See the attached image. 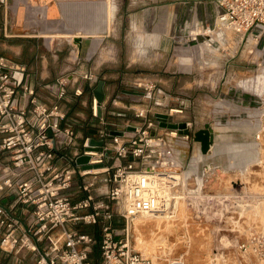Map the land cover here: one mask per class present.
I'll use <instances>...</instances> for the list:
<instances>
[{
	"label": "built area",
	"instance_id": "2783aa9c",
	"mask_svg": "<svg viewBox=\"0 0 264 264\" xmlns=\"http://www.w3.org/2000/svg\"><path fill=\"white\" fill-rule=\"evenodd\" d=\"M216 4L215 28L242 34L264 29V0ZM0 8L7 17L8 0H0ZM104 79L72 70L43 82V98L27 66L0 55V264H90L97 240L78 224L99 225L96 264H152L131 245L134 220L166 209L157 185L180 159L191 123L173 119L182 109L168 108L163 91L142 78L98 100L95 88ZM131 98L137 103L124 102ZM79 105L87 116L74 110ZM182 122L186 133L167 126ZM80 156L87 162L77 163ZM256 239V264H264V237ZM23 248L32 262L21 255Z\"/></svg>",
	"mask_w": 264,
	"mask_h": 264
},
{
	"label": "rangeland",
	"instance_id": "374dc122",
	"mask_svg": "<svg viewBox=\"0 0 264 264\" xmlns=\"http://www.w3.org/2000/svg\"><path fill=\"white\" fill-rule=\"evenodd\" d=\"M114 2V18L97 51L86 59L85 68L105 76L108 84L115 83L114 93L128 87V80H149L163 91L168 108L182 109L172 118L190 122L191 134L178 162L183 170L195 162L194 176L199 175L203 183V190L190 191L183 178L172 190L166 216L154 228L137 218L131 245L139 252L144 251L140 244L149 245L148 252L158 249L166 259L170 256L184 264L176 258L178 251L173 248L172 255L168 254L165 239L157 237L158 231L178 232L198 264H245L246 250L250 251L247 243L257 238L255 233L264 235V29L242 34L215 28L216 0ZM132 20L137 24L134 28L130 27ZM100 51L103 61L97 62ZM81 62L74 59V70H80ZM124 102L137 103L135 98ZM106 106L113 109L110 101ZM74 110L87 116L85 107ZM154 110L165 112L166 107ZM206 125L212 130L213 142L202 154L193 133ZM1 158L0 154V183L5 174ZM185 221L199 223L205 244L187 236V226H182ZM176 222L181 224L178 229ZM115 223L122 227L120 218ZM76 228L97 240L89 257L90 264H96L99 225L78 224ZM239 238L246 242L240 244ZM21 252L26 262L34 260L27 249Z\"/></svg>",
	"mask_w": 264,
	"mask_h": 264
},
{
	"label": "crops",
	"instance_id": "0c3cea01",
	"mask_svg": "<svg viewBox=\"0 0 264 264\" xmlns=\"http://www.w3.org/2000/svg\"><path fill=\"white\" fill-rule=\"evenodd\" d=\"M152 3L153 0H145ZM7 17L0 8V55L27 66L29 81L41 97L43 82L74 70L76 58L80 70L86 59L97 51L114 18V0H8ZM132 2V1H131ZM135 2V1H133ZM132 2V3H133ZM218 12V9H217ZM216 12V14H217ZM137 24L132 20L131 28ZM145 26H148L145 23ZM79 38V42L73 40ZM74 42L76 45L74 46ZM100 51L97 62L103 61ZM78 64V63H77ZM84 66V68H83ZM90 71H96L89 68ZM115 83L103 80L102 93L110 95ZM84 100V99H82ZM196 163L191 162L183 177H194Z\"/></svg>",
	"mask_w": 264,
	"mask_h": 264
},
{
	"label": "bare ground",
	"instance_id": "6f19581e",
	"mask_svg": "<svg viewBox=\"0 0 264 264\" xmlns=\"http://www.w3.org/2000/svg\"><path fill=\"white\" fill-rule=\"evenodd\" d=\"M77 37V36H76ZM73 45L75 46L76 44L74 42H72ZM75 59V58H73ZM173 112H178V111H175L173 110ZM212 131V130H211ZM211 147V146H210ZM179 159L176 160V163L175 165H173L172 167L168 168V172L170 173V176H166V177H161V181L160 183L157 185V189L159 191V193L161 194V196L164 197V199L166 200V204H167V207L164 211H161V212H154V213H144V214H141L139 216H137L134 220V230L136 229L137 227V221H142L146 226H150L152 228H154L155 226V223L160 221V217H165L166 214H164L168 208H169V205H170V202L172 200V190L173 188L177 189L175 186L178 185V183L180 181L183 180V178H186V180H188L189 182V189L190 191L191 190H197V189H201L203 190V183H199L200 181H196V179L194 177H183L182 174H184V170L182 169V165L178 162ZM222 176H224L222 173L220 174ZM219 175V176H220ZM222 178V177H221ZM178 181V182H177ZM221 188V187H220ZM181 189V188H180ZM189 191V192H190ZM163 214V215H162ZM140 217V219L137 220V218ZM200 219V218H199ZM187 220V219H185ZM190 220V219H189ZM194 220V219H192ZM176 221V220H175ZM199 221V220H198ZM174 222V221H173ZM172 222V224H173ZM179 222V221H178ZM177 223V222H176ZM175 223V225H176ZM183 223V222H182ZM204 222L201 223V225H203ZM206 223V222H205ZM180 223H177V225L175 226V229H178L181 227V224L179 225ZM144 225V226H145ZM185 225L187 226V231H188V235L190 238H194L198 241L201 240V243H204L205 244V239L203 238V236L205 235L204 233V229H201L199 223L196 224V222H191V224H188V222L184 224H182V226ZM143 226V227H144ZM145 226V227H146ZM188 226H190L188 229ZM200 226V227H199ZM149 227V228H150ZM177 227V228H176ZM209 227V225H208ZM142 228V227H141ZM148 228V227H146ZM203 228V227H202ZM206 228V227H205ZM143 229V228H142ZM172 229V228H171ZM177 232V231H176ZM182 232V231H181ZM180 232V233H181ZM178 234V232L176 233ZM176 234H165V233H162V231H158L157 232V237H161L162 239H165L164 242L167 244L168 248H169V253L168 254H171V251L174 252L173 250H177V254H175L179 260H181L182 262H185L187 264H198L195 259H194V254L193 252H190L189 251V248L187 247L186 244H183L181 242V239L182 237H177ZM257 234V236H263L262 234L260 233H255ZM180 236V235H179ZM182 236V235H181ZM208 236V235H207ZM208 238V237H207ZM240 240V244H244L246 242V239H244L243 242H241V238H239ZM207 241V240H206ZM208 242H209V239H208ZM238 243V244H239ZM29 245L30 247H32L33 245L28 241V239H26L24 241V245ZM249 244V245H248ZM144 245V244H143ZM248 247L250 246V251H249V248L246 250L247 253H248V257H247V262L245 264H256L258 263V255L256 254V248H257V245H258V242H257V239H251V242L247 243ZM246 245V246H247ZM149 246V245H147ZM173 246V247H172ZM9 247V246H7ZM140 247V245H139ZM150 247V246H149ZM149 247H144V251H141V253L147 257H149V259L152 260V264H182L180 263L179 261H174L173 259L174 258H170V256H167V259L164 255H162L158 249L157 250H154L152 253L148 252L147 249ZM172 247V248H171ZM174 248V249H173ZM207 248V246H206ZM173 249V250H172ZM151 250V249H150ZM194 250V249H193ZM196 251V249L194 250ZM198 253V252H197ZM165 258V259H164ZM244 260V259H243ZM246 261V260H245ZM243 261V262H245ZM184 263V264H185Z\"/></svg>",
	"mask_w": 264,
	"mask_h": 264
},
{
	"label": "water",
	"instance_id": "95a60500",
	"mask_svg": "<svg viewBox=\"0 0 264 264\" xmlns=\"http://www.w3.org/2000/svg\"><path fill=\"white\" fill-rule=\"evenodd\" d=\"M73 41L75 43H77V42H79V38L76 37ZM102 85H103V81H99L96 85V88H95V95L98 98V100H100V101L103 98ZM159 116L162 118L166 117V115H164V114H160ZM162 125H165V123L162 122ZM167 126L171 127V128H179L180 131L183 133L187 132V130L185 129V123L184 122L178 123V124L170 123ZM90 132L93 133L94 130H90ZM193 139L200 143V151L202 154H205V153H207V151L210 148L211 143L213 142V134L211 133V130L209 129V127L206 125L205 128L200 129L198 131H195L193 133ZM87 160H88V157L80 156L77 158V163H85V162H87Z\"/></svg>",
	"mask_w": 264,
	"mask_h": 264
},
{
	"label": "flooded vegetation",
	"instance_id": "af4514ba",
	"mask_svg": "<svg viewBox=\"0 0 264 264\" xmlns=\"http://www.w3.org/2000/svg\"><path fill=\"white\" fill-rule=\"evenodd\" d=\"M140 247H141V248H144V247H147V246L140 244Z\"/></svg>",
	"mask_w": 264,
	"mask_h": 264
}]
</instances>
